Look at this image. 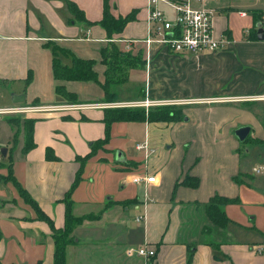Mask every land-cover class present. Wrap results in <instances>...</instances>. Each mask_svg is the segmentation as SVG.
<instances>
[{
	"label": "crops",
	"instance_id": "1",
	"mask_svg": "<svg viewBox=\"0 0 264 264\" xmlns=\"http://www.w3.org/2000/svg\"><path fill=\"white\" fill-rule=\"evenodd\" d=\"M68 2L91 24L74 19ZM109 3L114 17L134 12V19L110 40L96 23L102 0H0V98L7 94L11 103L15 94L24 97V105H64L70 102L54 93L55 85H62L75 95L76 103L71 104L104 103L96 83L53 79L46 44L94 60L93 69L102 82L100 49L113 42L124 52L140 51L144 60L143 69L127 71V81L118 85L122 90L113 87L118 102L174 101L183 115L174 122L110 124L108 141L84 162L69 196L74 215L106 207L98 219L84 220L73 230L76 241L66 247L65 263L67 251L77 259L92 237L100 232L115 236L120 229L127 244L131 238L135 241L133 247L123 245L124 254L141 245L153 249L150 262L140 259V264H186V245L191 243L195 246L188 264H264V170L252 171L264 167V100L255 98L264 94V42L256 38L264 0L210 4L214 32L225 34L229 42L222 49L198 54H174L156 43L145 47L141 40L146 35V0ZM61 60L69 64L67 58ZM27 74L30 81L25 83ZM132 89L134 94H129ZM22 116L34 119L33 147L25 152L23 129L13 144L12 128L0 124V146L8 155L0 159V264H52L47 223L35 217L5 178L10 172L53 226L61 228L62 199L79 167L75 158L87 154L90 143L104 136L102 108ZM241 126L249 127L245 138L250 142L245 145L252 147L238 153L242 147L233 132ZM143 140L149 146L146 158L143 150L134 148ZM46 148L56 159L45 158ZM116 151L121 154L117 161ZM146 174H154V181H130L131 175ZM186 175L197 178L196 187L179 184ZM214 195L237 202L223 207L229 220L223 229L203 233L202 206ZM236 229H243L246 237L234 238ZM205 240L218 245L214 248Z\"/></svg>",
	"mask_w": 264,
	"mask_h": 264
},
{
	"label": "trees",
	"instance_id": "2",
	"mask_svg": "<svg viewBox=\"0 0 264 264\" xmlns=\"http://www.w3.org/2000/svg\"><path fill=\"white\" fill-rule=\"evenodd\" d=\"M110 0H102L101 18L96 22L105 32L106 38L111 39L112 35L118 34L122 31L124 25L134 19V12H129L124 16L114 17L109 10ZM68 10L74 19L85 22L89 25L90 22L84 20L82 13L78 11L76 6L72 2H68ZM50 48L51 52V72L54 80L57 81H85L93 82L100 86L103 90L104 103L118 102L117 93L111 89L113 86H118L127 81V71L132 68L143 69L144 60L140 51L136 54L122 51L115 43L107 42L106 46L100 49V63L104 66L103 81L99 82L97 75L93 69L94 60L81 59L75 57L70 51L60 48L52 43L46 44ZM62 58H67L69 64L63 63ZM30 81V74H27L25 83ZM55 95L61 97L63 100L76 103L75 95L67 92L62 85H55ZM142 96V94H140ZM19 115L5 117L6 122L12 126H15L12 143L14 144L19 133L18 118ZM181 107L176 104H166L159 106H151L146 111L142 107H104L102 108L101 121L104 124V136L101 139L95 140L89 145V152L82 157L76 156V161L79 167L75 173L74 179L71 182L69 188L65 192L62 199L64 206L63 213V226L56 228L53 226L51 219L46 216L36 205V203L28 196V194L21 188L9 175L8 172L5 179L11 181L14 185L18 195L28 204L35 212V217L47 223L50 230V237L52 239L53 251H52V264H66L65 263V251L66 247L74 243L75 237L73 236V230L82 223L84 220H96L99 218L105 207L101 208L95 213H87L83 215H74L72 213V201L69 196L72 190L75 188L79 181L80 173L84 162L92 157L97 149L103 147L108 141L109 127L113 122L125 121V122H174L182 119ZM24 126L22 127L24 137L22 152H25L33 147L32 142V124L33 118L24 117ZM248 141L246 138L239 142L242 147L238 149V153H243L244 145ZM6 158L8 155L6 154ZM3 157V158H5ZM45 158L48 160L56 159L52 151L49 148L45 149ZM9 170V165H8ZM235 182H240L239 178L234 177ZM198 180L195 177L185 176L179 184L187 187L194 188L197 186ZM109 201L108 203H110ZM237 199H230L219 195L210 197L206 203L203 204L202 210L206 221V226H203V233L211 230H221L228 223V218L225 215L223 207L228 203H236ZM129 202H121L122 206H125ZM205 244L211 245L216 248L218 243L205 240ZM159 244V243H158ZM157 244V245H158ZM195 246L194 243L186 245L187 258L186 264L191 259L192 249ZM152 257L150 258V260ZM150 262V261H149ZM148 262V263H149Z\"/></svg>",
	"mask_w": 264,
	"mask_h": 264
},
{
	"label": "built area",
	"instance_id": "3",
	"mask_svg": "<svg viewBox=\"0 0 264 264\" xmlns=\"http://www.w3.org/2000/svg\"><path fill=\"white\" fill-rule=\"evenodd\" d=\"M218 0H146V35L142 43L145 47L151 44L163 45L169 52L174 54H198L222 49L227 46L229 40L225 34H215L213 29V7L210 4ZM161 6L164 9H161ZM166 10L170 11L172 18L169 19ZM244 15L243 12H240ZM258 23L262 28V41L264 42V11L259 17ZM256 99L264 100V94L256 96ZM148 100L142 98L129 102L113 103H88V104H64L55 106H29L21 103L0 105V119L26 115L36 112L69 111L83 108L104 107H142L145 111L151 106L173 104ZM136 150H143L146 158L149 146L146 140L134 146ZM151 151V150H150ZM0 155V159H1ZM264 170L263 166L253 168V173ZM130 181L135 184H147L154 181V174L131 175ZM257 252H261L260 249ZM126 256L141 257L146 263L153 257L154 251L149 246L141 245L135 248H127Z\"/></svg>",
	"mask_w": 264,
	"mask_h": 264
},
{
	"label": "rangeland",
	"instance_id": "4",
	"mask_svg": "<svg viewBox=\"0 0 264 264\" xmlns=\"http://www.w3.org/2000/svg\"><path fill=\"white\" fill-rule=\"evenodd\" d=\"M161 9H164V7L161 6ZM166 14L169 19L172 18V14L170 11L166 10ZM261 15H259L260 17ZM114 87V86H113ZM111 87V89H113ZM120 86L116 87V91ZM123 87H120V90H122ZM135 89L130 90L129 94L133 93ZM134 94V93H133ZM132 94V95H133ZM10 100L8 98L7 94H2V98H0V105H10ZM6 118L0 119V124L7 123L5 121ZM18 126L22 128L24 126V117L22 115H19L18 118ZM8 124V123H7ZM9 128L11 127L12 132H14L15 126H12L8 124ZM3 137V135L1 136ZM249 145H244V148L249 149L251 148ZM5 148V146H0V149ZM1 160H6V157H1ZM133 221V217L131 218ZM129 219L128 223L131 222ZM238 232V233H237ZM106 232H100L98 235L92 237L93 239L92 243H87L86 245H89L86 247V251H81L83 255L79 252L77 259L73 258V255L70 251H67L66 253V262L67 264H140L139 260L141 257L138 256H126L123 251V245H130L134 246L135 241L134 239H130L129 244H127L128 238L123 236V232L118 229L114 233L115 236H109L105 234ZM246 237L245 232L243 229H236V234L234 238L237 239H244ZM136 240V239H135ZM92 246V247H91ZM77 261V262H76Z\"/></svg>",
	"mask_w": 264,
	"mask_h": 264
},
{
	"label": "water",
	"instance_id": "5",
	"mask_svg": "<svg viewBox=\"0 0 264 264\" xmlns=\"http://www.w3.org/2000/svg\"><path fill=\"white\" fill-rule=\"evenodd\" d=\"M256 27H257V40H262L263 38V35H262V28L260 27L259 23L256 24ZM23 99L24 97L22 95H15V94H12L11 95V103H22L23 102ZM249 132V127L248 126H241V127H238L234 130L233 134L234 136L236 137L237 141L238 142H241L242 140L245 139L246 135L248 134ZM5 153H6V149L3 148V149H0V155L2 157H5ZM114 159L117 161L119 159H121V154L119 151H116L114 153Z\"/></svg>",
	"mask_w": 264,
	"mask_h": 264
}]
</instances>
